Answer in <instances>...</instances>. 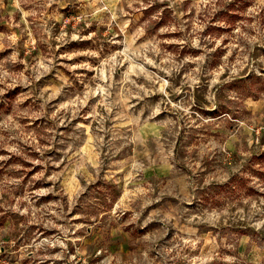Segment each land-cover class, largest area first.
I'll return each instance as SVG.
<instances>
[{
	"label": "rangeland",
	"instance_id": "1",
	"mask_svg": "<svg viewBox=\"0 0 264 264\" xmlns=\"http://www.w3.org/2000/svg\"><path fill=\"white\" fill-rule=\"evenodd\" d=\"M0 264H264V0H0Z\"/></svg>",
	"mask_w": 264,
	"mask_h": 264
}]
</instances>
